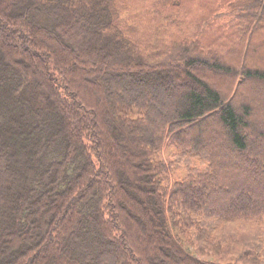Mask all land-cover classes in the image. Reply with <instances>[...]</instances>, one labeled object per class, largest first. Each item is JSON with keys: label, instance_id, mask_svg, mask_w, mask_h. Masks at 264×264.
<instances>
[{"label": "trees", "instance_id": "16d2710c", "mask_svg": "<svg viewBox=\"0 0 264 264\" xmlns=\"http://www.w3.org/2000/svg\"><path fill=\"white\" fill-rule=\"evenodd\" d=\"M260 27L264 0H0V264H264Z\"/></svg>", "mask_w": 264, "mask_h": 264}, {"label": "rangeland", "instance_id": "374dc122", "mask_svg": "<svg viewBox=\"0 0 264 264\" xmlns=\"http://www.w3.org/2000/svg\"><path fill=\"white\" fill-rule=\"evenodd\" d=\"M204 2H203V7H204ZM196 10H198V7L196 8ZM262 29V27H260L258 30H257V32H256V34H255V36L253 37V39H252V48H253V50H255V48L256 47H260L259 45V43L263 40V36H261V35H263L264 33H263V31L261 30ZM262 45V44H261ZM254 55L255 54H253V51L250 53V56H249V61L250 62H252L253 60H251V59H253V57H254ZM258 60H261V61H263L264 60V53H262V59L260 58V59H258ZM215 81H213V83L214 84H216V85H218V87H221V86H227V82H225V80H223V79H221V78H215L214 79ZM189 84V83H188ZM249 85H251V83L250 82H247V83H245L244 85H242L240 88H239V92H238V94H237V100H240V99H243V97L245 96V95H247V87L249 86ZM258 94H259V92H257ZM245 193L246 192H242L241 193V196L243 197L244 195H245ZM86 239H84V237H81V239L79 240V242H81L82 243V247H84L85 245H86V241H85Z\"/></svg>", "mask_w": 264, "mask_h": 264}]
</instances>
